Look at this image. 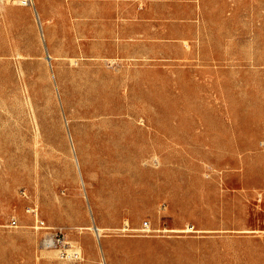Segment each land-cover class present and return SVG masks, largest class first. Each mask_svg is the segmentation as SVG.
I'll return each instance as SVG.
<instances>
[{
  "label": "rangeland",
  "instance_id": "1",
  "mask_svg": "<svg viewBox=\"0 0 264 264\" xmlns=\"http://www.w3.org/2000/svg\"><path fill=\"white\" fill-rule=\"evenodd\" d=\"M0 264H264V0H0Z\"/></svg>",
  "mask_w": 264,
  "mask_h": 264
},
{
  "label": "built area",
  "instance_id": "2",
  "mask_svg": "<svg viewBox=\"0 0 264 264\" xmlns=\"http://www.w3.org/2000/svg\"><path fill=\"white\" fill-rule=\"evenodd\" d=\"M26 3V1H24ZM40 227L43 226V221H38ZM12 223L15 224V220H12ZM147 224V223H146ZM43 247L57 249L62 255L68 257L71 260L81 259V253L78 249L69 247L63 234L59 231H53L46 234L41 242Z\"/></svg>",
  "mask_w": 264,
  "mask_h": 264
},
{
  "label": "bare ground",
  "instance_id": "3",
  "mask_svg": "<svg viewBox=\"0 0 264 264\" xmlns=\"http://www.w3.org/2000/svg\"><path fill=\"white\" fill-rule=\"evenodd\" d=\"M34 7V6H33ZM32 7V8H33ZM39 12V11H38ZM48 55H49V53H48ZM50 56V55H49ZM19 62V61H18ZM36 137V136H35ZM31 208V207H30ZM34 210V209H33ZM91 228L94 230V232L96 233V235L97 236H100V234H101V232H102V228L100 227V226H98V225H96V224H93L92 226H91ZM186 229V228H185Z\"/></svg>",
  "mask_w": 264,
  "mask_h": 264
}]
</instances>
